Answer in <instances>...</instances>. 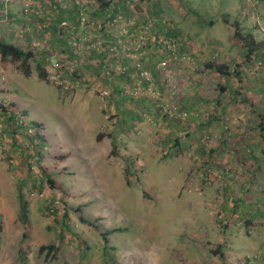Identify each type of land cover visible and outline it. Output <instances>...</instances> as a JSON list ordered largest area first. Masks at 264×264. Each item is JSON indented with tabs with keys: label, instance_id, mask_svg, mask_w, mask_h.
<instances>
[{
	"label": "rangeland",
	"instance_id": "obj_1",
	"mask_svg": "<svg viewBox=\"0 0 264 264\" xmlns=\"http://www.w3.org/2000/svg\"><path fill=\"white\" fill-rule=\"evenodd\" d=\"M76 2L84 5L88 25L76 27V14L74 22H57L59 9L72 11ZM0 3V40L9 37L4 25L12 30L11 39L24 41L22 48L30 38L27 48L37 58L30 76L12 62L0 64V104L16 115L12 128L0 114V264H20L19 184L28 205L27 264H264V133L259 129L264 48L263 58H252L242 71L244 86L229 77L236 87L229 95L218 88L226 80L204 68L208 61L228 59L231 69L241 63L239 44L221 22L229 0L146 2L154 23L166 29L151 45L163 38L161 43L178 54L162 59H171L164 80L157 65L144 67L152 76V93L132 67L149 39L143 25L130 24L143 11L140 1L130 2L129 15L114 16L112 24L111 10L98 12L95 0H31L27 16L28 0ZM250 3H244L249 10L244 31L264 39V32L255 30L260 10ZM51 23L105 43L99 51L76 53L71 45L63 51L62 44H51ZM108 28L115 40L103 37ZM139 35L146 45L134 42ZM213 36L231 51L210 45ZM193 46H201L202 53L193 54ZM38 63L48 81L39 79ZM197 79L202 84L195 85ZM170 91L187 120L170 121L160 112ZM195 97L197 108L182 106V99ZM219 97L229 98L241 117L216 111ZM114 229L120 230L108 234L105 243L102 234ZM229 230L240 241L238 251L220 258L212 251L216 241L230 240ZM49 244L59 247L55 260L38 252Z\"/></svg>",
	"mask_w": 264,
	"mask_h": 264
},
{
	"label": "trees",
	"instance_id": "obj_2",
	"mask_svg": "<svg viewBox=\"0 0 264 264\" xmlns=\"http://www.w3.org/2000/svg\"><path fill=\"white\" fill-rule=\"evenodd\" d=\"M96 1V5H98V12H105L108 10H119V6H125L128 10L131 8V4L130 2L136 1V0H118L117 3H114L113 0H95ZM129 1V2H128ZM141 3L142 2H146L148 0H138ZM32 3H29V6L27 8V12H25V8L23 9L24 15L27 16L30 12V7H31ZM121 9V8H120ZM72 14H76L77 15V19L75 21L76 23V27L79 25V14L81 12V9L78 7V5L75 3L74 8L72 10ZM60 12V19L57 21L59 23L63 22V21H68L71 22L69 20H65L67 19V16H65L64 12L69 13L66 9H59ZM11 16V13H10ZM62 16V17H61ZM114 16L111 15L110 17V23L112 24L114 19ZM224 20L225 23H228V19L226 17L222 18ZM56 23V22H55ZM232 28H233V37L234 39L240 44V49L242 50L243 54V60L244 61H251V59L254 57V52L261 50L262 47L264 46V42H257L255 41L253 35L251 33L248 32H243L242 29L240 28V25L238 23V21L236 19H234L231 23ZM49 26V25H48ZM56 24H50V26L48 27V29L51 30V37H53L54 35H56V33L58 34V36H64L68 38L69 44L72 46L73 48V41H74V37L73 35H71L70 30L69 29H64V28H59L56 29ZM133 26V24H132ZM135 30V29H134ZM133 30V31H134ZM56 37L54 36L51 40V44H54ZM101 39V38H99ZM103 41V44L105 43V41L103 39H101ZM163 45V47L165 48L166 52H167V56H170L171 50L166 48V45L163 44V42L161 43ZM27 45H29V42L27 41L24 46L25 48H27ZM146 45V44H145ZM146 46L140 47L139 50H143ZM25 48H22L21 45L18 44H13V43H8L4 40H0V64L3 68L6 67V64H8L9 62H12L14 64H16V68L17 70L24 76H30L32 73V69H31V61L37 59L35 53L29 48H27L25 50ZM74 49V48H73ZM92 52V51H91ZM140 66L142 67V69H144V65L142 60L138 61ZM130 66V65H129ZM132 67L136 70L135 66L132 65ZM239 65H235L233 69L231 64H227L221 61H208L204 64V68L207 71H211L214 74H216L218 77H222V78H228L230 76H235L236 78H239V71L238 68ZM156 70L159 72V69ZM68 74V73H67ZM37 75L39 77L40 80L42 81H48V73L45 69V67L41 64H37ZM152 77V76H151ZM144 84L147 87V83L144 82ZM224 90V89H223ZM181 109V108H180ZM0 114H4L7 115V119L4 121L6 126H11L13 128V124H15V118L16 115L12 112L8 113L7 112V108H5L2 104H0ZM189 116V115H188ZM187 116V118H188ZM165 118H167L170 121H180L176 118H170L167 115H164ZM186 118V120H187ZM259 129L260 132H262V134L264 133V121L260 122L259 124ZM14 132V131H13ZM103 138L102 135H99L97 137L98 140H101ZM177 140V138L175 139ZM116 147L115 144L112 143V150H111V155L115 156L116 155ZM49 183L52 184V181L49 180ZM17 205H18V219L22 225V235H21V239H20V246H21V251L19 254V261L20 264H27L26 258H25V247H26V242L28 240V229H27V222H28V205L25 199V196L22 193L21 190V184L18 185L17 188ZM80 208H77V211H79ZM53 214H55V211H53ZM79 220L82 223H87L86 220H84L81 216H79ZM3 229V222L0 219V237H1V232ZM120 229H114V230H110L108 233H103L102 234V238L103 241L105 243H107V235L110 234L111 232H116L119 231ZM58 245L57 244H49V245H43L39 247V254L45 256L46 259H51V260H55L56 258V254L58 252ZM105 248V247H104ZM220 246H218L214 251V254H219L220 252ZM106 252V251H105ZM220 258H222V255L220 256Z\"/></svg>",
	"mask_w": 264,
	"mask_h": 264
},
{
	"label": "crops",
	"instance_id": "obj_3",
	"mask_svg": "<svg viewBox=\"0 0 264 264\" xmlns=\"http://www.w3.org/2000/svg\"><path fill=\"white\" fill-rule=\"evenodd\" d=\"M1 1L2 0H0V2ZM148 1H146V2H148ZM146 2H142L140 4V6H141V8H142L143 11H142V13L140 12L137 15H135L134 18H130V19L133 20V21H131L130 24H133V26H132L133 28H135L137 26L142 27L140 25H143L144 26V29L146 30V32H148L147 34H148L149 39L146 38L148 40L147 43H146L147 45L143 49L144 50L143 53H141L142 54L141 55L142 56L141 57V60L143 62V65H144V67H146L148 69L150 67H154V65L155 66L158 65L163 60H166V59H163V58H165L167 56V52H166L165 48L163 47V45L161 44V41L163 40V38H162V40H159L158 45H155V43L154 44L152 43V45H151V43H150L151 41H153V39H155L157 37L158 38H161L160 37L161 35L166 34V29H162L161 27H158L154 23V21L152 20V18H153L152 15L153 14L151 13L152 6L151 5H147ZM1 5L2 4L0 3V6ZM229 5H230L229 12H227L226 15L223 16V17H226L229 22L228 23H225L224 20L222 19V17H221V22L224 23L227 27H229L230 30H232V33H233L234 30L232 28L231 23H232V21L234 19H236L238 21V23H239L240 28L242 29V31L245 32L244 31V29H245V27H244V20H246L247 12H249V10L246 8V5L241 0H239V1L229 0ZM253 6L254 7L255 6L258 7L257 9L260 10L259 13H258L257 18H255L258 21V27H256V25H255V30L260 29L262 32H264V27L262 26V25H264V0H257ZM66 10L69 12V13L64 12L65 16H68L66 20H69L71 22H74V19H73V16H72V12L73 11H71L69 9H66ZM128 13H130V9L128 10L125 6H119V10H116V9L111 10V14H113V16L117 17L118 20L122 19L121 14L128 16L129 15ZM233 14H235V16H233ZM126 16H124V17H126ZM124 19H126V18H124ZM209 24L212 27L214 25V21L210 22ZM1 26L3 27L4 31L6 32V34L9 36V37H5L4 38V41H6L8 43H13V44L16 43L18 45L24 43V41H22L21 39H11L12 38V34H13L12 33V30L7 29L6 27H4V25H1ZM108 29L103 31L104 34H105L103 37H107V38H110L112 40H115L114 37H112L114 35V33L109 32L110 29L109 30ZM248 33H250V32H248ZM252 35H253L255 41L262 42V43L264 42V39H262L260 36H257V34H252ZM54 36L56 37V39L54 41V44H59V45L62 44V47L64 49L63 51H67V50L70 49V44H69V41H68V38L67 37L58 36L57 33ZM53 37H51V40H52ZM25 38H27V37L25 36ZM32 38L34 39L35 37L33 36ZM27 39H29V41H30V38H27ZM209 40L211 41V44L210 45H212L213 43H215V48H218V50H221L223 48L227 49V47H225L222 39L219 38L218 36H215V37L213 36V37L209 38ZM21 41L23 43H21ZM177 41H174L173 44L176 47V49L180 52L182 50V47L180 46V44ZM232 42L234 44L238 43L235 39H233ZM230 45H232V44H230ZM187 46H188V44H187ZM232 46H234V45H232ZM193 48H194L193 50L190 49L193 54H200V53H202V47L201 46H198V47L197 46L196 47L193 46ZM238 48L240 49V44H239V47ZM263 48H264V46L262 47V49ZM231 49H232L231 47H228L227 50L228 51L229 50L231 51ZM261 51L262 50H258L256 52H254L255 59L256 58H258V59H262L263 58V54H262ZM243 54L244 53L240 49L239 58L241 59V63L239 65V67H238V71H239L240 75H239V78H234V81H236L237 84H241L242 86L245 85V83L242 82V80L244 79V77H241L243 75L242 71L243 72L244 71H247L248 68H249L250 62H251V61H249V62L244 61L243 60ZM158 57H159V59L156 61L155 59H157ZM228 62H229V60L227 59L224 63L229 64ZM255 62H256V64H255V70H256V67L261 66V61L258 60V61H255ZM178 76L181 77V75H178ZM161 77H162V75H161ZM230 78L229 77L228 78H224L226 81H224V83H221L220 84L221 86L218 87L220 89V91H224L223 93L224 94H228V95L230 94V91L232 89H235L236 88V87H234V85H232V84L230 85L228 83V80ZM162 80H163V77H162ZM179 81H180V78H179ZM157 82H159V81L157 80ZM194 82H195V85L202 84L201 80H199V79H197ZM252 85L253 86L259 85V82L257 80H253L252 81ZM236 90H238V89H236ZM220 91L218 93H221ZM238 100L244 101L243 98H240V99L238 98ZM198 101H200V99H198L197 97L192 98V99L185 98V99H182V106L185 107V108H187V109H189V110H193V109H195V108L198 107L197 106ZM228 101L230 102L229 98H227V99L224 100L223 97H219V99H217L215 101V110L218 111V112L220 111L219 112L220 114H223V113L226 112V115L229 116V117H231V116L232 117H234V116L237 117L238 115H240L238 110H236V111L232 110L233 103H228ZM234 102H235V100H234ZM139 104H142L145 107H149V105H148L147 102L140 101ZM226 109H227V111H226ZM241 114H242V112H241ZM127 115L134 116L130 112L127 113ZM242 116L244 117L243 114H242ZM240 117L241 116H238V118H240ZM232 232L233 231H230L229 230V233L231 235V237L229 235V239H230L229 241L224 242V239H223L222 241L219 240V241H216L215 242L216 243V247L220 246L221 251L219 253L222 254L223 255L222 257H224V258L226 256V254L228 255V254L233 253L232 252L233 250L236 251V252L238 251L237 248H238V244H239L240 241H237L238 238L237 237L235 238L233 236ZM220 236L221 237H225L224 235L223 236L220 235ZM216 255H218V254H216ZM192 260H194V256H193ZM214 260L216 261V259H214ZM199 262L201 263L202 261L200 260V261H198V263ZM215 263L216 262H213V264H215ZM225 263H228V260ZM217 264H218V261H217Z\"/></svg>",
	"mask_w": 264,
	"mask_h": 264
},
{
	"label": "built area",
	"instance_id": "obj_4",
	"mask_svg": "<svg viewBox=\"0 0 264 264\" xmlns=\"http://www.w3.org/2000/svg\"><path fill=\"white\" fill-rule=\"evenodd\" d=\"M30 1L31 0H28V3H27L28 5H29ZM242 1L245 4L246 3L249 4L250 2H253V3H250V4L254 5L257 0H242ZM76 4L81 9V12L79 14V25L81 26V28H83V27L88 25V21H87V19L85 17V8H84V5L79 3V2H76ZM28 5L25 7V12H27ZM123 32L125 33L124 29H123ZM70 33L74 37L73 48H74V51L76 53L77 52L81 53L84 50H86V51H99L102 48V46H103V41L101 39H96L95 41H91L90 42V41H88V40H86L84 38L79 37L73 31H70ZM139 33H141V32L139 31V32H137L134 35H137ZM143 36H144V34H143ZM134 38H135L134 42L139 43V44H143V43L145 44L144 40H146V39H145V37H142V35H139V39H136L135 36H134ZM139 44L137 45L138 48H139ZM167 49L171 50L170 56L173 57L174 59H175V57L178 56L176 51L173 50V47L172 48H167ZM170 60L171 59L169 58L167 61H162V62H160L157 65V69H159V73L161 75H163V73L166 72V68H167L168 62ZM180 60L181 61H185V62H190V58L189 57H185V55H183V56L181 55L180 56ZM134 66L136 68V71L138 72L139 77L145 83H147V89H149L150 93H152V87H153L152 77L150 76V74L146 70L142 69V67L140 66L139 62L135 63ZM124 71H125V69L121 70L122 73ZM138 91H139V89H136L135 94H137ZM158 106H159V110H160V112L162 113L163 116L167 115L170 118H176V119H178L180 121H185L187 116H188V113L186 111L180 109L177 106V104L175 103L172 91H170L167 94V99L166 100L162 99L161 103ZM226 174L227 173H225V175ZM227 176H229V174ZM262 259H264V255H262Z\"/></svg>",
	"mask_w": 264,
	"mask_h": 264
}]
</instances>
